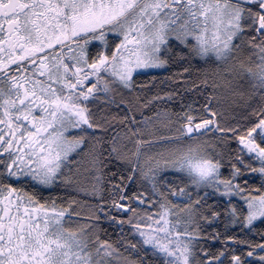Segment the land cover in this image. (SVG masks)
Wrapping results in <instances>:
<instances>
[{
  "label": "snow or ice",
  "instance_id": "obj_1",
  "mask_svg": "<svg viewBox=\"0 0 264 264\" xmlns=\"http://www.w3.org/2000/svg\"><path fill=\"white\" fill-rule=\"evenodd\" d=\"M168 67L181 113L111 112ZM0 264H264V0H0Z\"/></svg>",
  "mask_w": 264,
  "mask_h": 264
},
{
  "label": "trees",
  "instance_id": "obj_2",
  "mask_svg": "<svg viewBox=\"0 0 264 264\" xmlns=\"http://www.w3.org/2000/svg\"><path fill=\"white\" fill-rule=\"evenodd\" d=\"M184 66L187 67L188 65L185 64ZM205 67H206L205 65L194 64L191 69L192 71L191 79L197 84L198 88L200 89V94L198 95L195 92L189 91V94L185 95V101L189 103L192 100L196 101V104H194L193 107L197 109V114H198L200 102H206L204 101V97L207 96L208 93L212 91L211 79H209V82L207 85L202 83V81L206 78L204 75ZM176 72H178V68L168 67L167 69H163L161 71L150 72L147 74V77H141L137 81V87L142 88V90L132 93L131 97H129L130 99H132L133 105L136 108L135 113L129 111L128 105L121 103L119 99H117L116 103L111 105V112L119 113L121 117L125 115L132 116L134 114L136 118V122H140V125L141 127L144 128L145 133L152 132L154 130L152 125L153 124L158 125L159 123L158 121L154 119V116L156 113L163 112L165 108L171 111L173 116H175L178 113H181V101H180V98L175 95L176 80L175 79H171L168 81L165 80L166 77L170 78L172 77L173 73H176ZM153 76L158 77V81L156 85H152L151 83H149V81H151ZM161 87L163 88V91L172 92L174 98L168 99V100H156L154 102H150L149 107L147 109L143 108V100H149L151 97L158 95L159 94L158 90ZM206 87L208 89V92H204V89ZM179 91L181 94H183L185 92V89L183 87H180ZM141 98H143V100H141ZM221 102L224 104L226 108L225 118H231L236 112H240L244 105L243 99L233 101L231 98H229L227 100H222ZM213 103H215V101H213ZM101 107H103L102 103H101ZM144 117H148L152 121V123H148V124L143 123ZM128 127L131 128V125H128ZM116 131L119 132L121 131V129L117 128ZM156 135L160 137H165V136L172 135V133L167 132L166 130L163 129V127H160V130L156 132ZM143 139L145 141L152 142V147L150 149L151 152H156L160 150L161 146L151 136L145 134L143 136ZM146 151H149V149H146ZM111 170L113 169H109V171ZM132 191H136V188L135 187L131 188L129 194H131ZM69 194L78 198L82 202H91V198L86 194L81 193L78 197L76 196V193L74 192H71ZM44 195L47 196L48 193H45ZM51 195L55 197L56 193L53 192L51 193ZM61 195H64V194L62 193ZM65 199H67V196H65ZM215 227L216 225L214 224L213 228ZM100 230H101L100 234L104 238H110L112 240H116L118 238L119 229H114L112 227H109L107 223L102 224L100 226ZM205 230L209 231L208 229H205ZM208 243L213 251H215L216 249L220 247V244L218 242L211 241L210 239Z\"/></svg>",
  "mask_w": 264,
  "mask_h": 264
},
{
  "label": "rangeland",
  "instance_id": "obj_3",
  "mask_svg": "<svg viewBox=\"0 0 264 264\" xmlns=\"http://www.w3.org/2000/svg\"><path fill=\"white\" fill-rule=\"evenodd\" d=\"M161 70H163V69H159V70H154V71H161Z\"/></svg>",
  "mask_w": 264,
  "mask_h": 264
}]
</instances>
